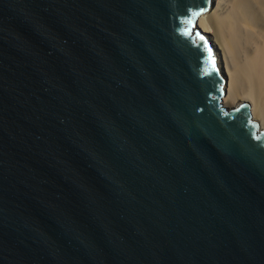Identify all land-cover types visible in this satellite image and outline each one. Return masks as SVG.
Wrapping results in <instances>:
<instances>
[{
    "label": "water",
    "instance_id": "water-1",
    "mask_svg": "<svg viewBox=\"0 0 264 264\" xmlns=\"http://www.w3.org/2000/svg\"><path fill=\"white\" fill-rule=\"evenodd\" d=\"M213 0H0V264H264V129L222 103Z\"/></svg>",
    "mask_w": 264,
    "mask_h": 264
},
{
    "label": "bare ground",
    "instance_id": "bare-ground-1",
    "mask_svg": "<svg viewBox=\"0 0 264 264\" xmlns=\"http://www.w3.org/2000/svg\"><path fill=\"white\" fill-rule=\"evenodd\" d=\"M225 1L213 0L198 19L217 48L222 103L228 108L247 102L264 129V0H231L222 11Z\"/></svg>",
    "mask_w": 264,
    "mask_h": 264
},
{
    "label": "rangeland",
    "instance_id": "rangeland-1",
    "mask_svg": "<svg viewBox=\"0 0 264 264\" xmlns=\"http://www.w3.org/2000/svg\"><path fill=\"white\" fill-rule=\"evenodd\" d=\"M230 1V2H229ZM229 1H225V4L223 5V6H225L224 8H222V11H225V9H227L229 6H230V4H227V3H231V0H229ZM227 6V7H226ZM224 9V10H223ZM241 103V102H240ZM237 104H235V105H229V107L228 108H230V107H233V106H236Z\"/></svg>",
    "mask_w": 264,
    "mask_h": 264
}]
</instances>
